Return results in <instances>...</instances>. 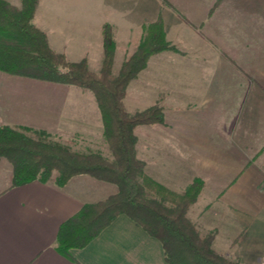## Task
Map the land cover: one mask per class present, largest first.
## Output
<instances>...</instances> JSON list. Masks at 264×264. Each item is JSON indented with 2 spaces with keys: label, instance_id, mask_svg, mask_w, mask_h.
<instances>
[{
  "label": "crops",
  "instance_id": "obj_1",
  "mask_svg": "<svg viewBox=\"0 0 264 264\" xmlns=\"http://www.w3.org/2000/svg\"><path fill=\"white\" fill-rule=\"evenodd\" d=\"M159 17L169 39L182 43L187 55L167 60L162 75L151 68L149 77L160 79L175 97V110L189 111L191 104L192 112L209 111L218 117L216 128L224 123L232 129L228 140L215 136L216 145L226 146L224 156L216 151L212 157L199 154L203 139L197 126L183 129L182 142L196 146L186 158L183 153L182 159L189 160L187 171L175 168L174 161L168 164V185L183 191L201 177L213 196L229 188V202L244 203L251 212L247 222L253 223L255 200L264 203L259 190L264 183V0H39L34 23L47 33L56 52L73 62L86 58L89 67L99 71L106 22L115 27L118 39L123 32L129 42ZM57 84L62 83L0 70V127L24 126L62 137H89L100 131L94 103L72 98L71 93L81 92L79 87ZM177 137L168 142H177ZM239 143L246 144L244 154ZM13 172L12 163L1 157L0 264H168L162 242L125 214L86 247L64 255L57 248L61 224L83 205L116 193L117 185L79 174L61 186L55 173L47 181L14 185ZM252 232L247 235L251 240Z\"/></svg>",
  "mask_w": 264,
  "mask_h": 264
},
{
  "label": "trees",
  "instance_id": "obj_2",
  "mask_svg": "<svg viewBox=\"0 0 264 264\" xmlns=\"http://www.w3.org/2000/svg\"><path fill=\"white\" fill-rule=\"evenodd\" d=\"M38 2L22 0L18 9L7 0H0V70L89 88L96 96L104 135L111 142L116 159L109 162L97 153L73 152L30 134L46 136L45 131L24 126L0 127V158L12 163L14 185L35 179L47 181L57 173L56 181L61 186L75 175L89 174L118 187L107 198L83 205L61 224L58 250L70 255L72 249L86 247L119 215L125 214L162 242L168 264H230L213 250L212 237L202 238L187 219L189 206L202 191V179H195L183 194L148 178L144 183L139 181L144 163L135 153V130L140 125L162 123L164 112L158 106H151L131 115L124 97L129 82L147 66L149 58L173 48L166 38L162 18L144 25L139 48L122 64L117 75L112 73L116 52L113 25L106 22L102 29L103 61L100 72L96 73L86 58L73 62L52 49L47 33L34 23ZM261 185L264 189V183ZM146 187L172 195L176 209L145 199Z\"/></svg>",
  "mask_w": 264,
  "mask_h": 264
},
{
  "label": "rangeland",
  "instance_id": "obj_3",
  "mask_svg": "<svg viewBox=\"0 0 264 264\" xmlns=\"http://www.w3.org/2000/svg\"><path fill=\"white\" fill-rule=\"evenodd\" d=\"M21 1L18 0L16 4L10 3L19 9ZM255 4L256 7H260L259 2H255ZM113 30L116 41V52L118 48V54L116 58L115 52V61L112 73L113 75H117L122 64L139 48L143 37L144 26L140 36L136 39H130L129 42L125 39L123 32H121L118 39V32L114 26ZM166 38L171 43L173 48L161 51L149 58L147 66L129 82L126 88L124 103L128 113L131 115L151 106H158L164 112V121L162 123L140 125L135 130V153L137 158L144 163L142 176H139V181L144 183L145 179L148 178L175 193L183 194L188 186L183 191H175L169 187L167 182V173L169 171L168 164H171V162L174 161L175 168L187 171L189 168V160L182 159L183 153H186L184 156L186 158L191 149L196 146L195 144L191 145L186 142L183 143L181 140L182 138H180L182 135L181 131L183 129H190V125L192 127L197 126L199 129V138L203 139V143H200L199 145V154L203 157H212L213 153L217 155L216 151L219 153L221 151L223 152V146H226L224 144L216 145L213 142L215 136H221V138L228 140L232 129L229 125L224 126V123L221 128H216L215 125H218V121H220L218 117L209 111H201L199 113L192 112L194 106L191 104L187 109L189 111L175 110L179 107L178 105H174L171 101L172 97L174 99L175 97L173 95L172 97L168 95L166 88L161 84L162 81H160V79H152L149 77L151 68L153 69V67H157L159 75H162L166 71L164 64L167 60L174 56L181 57L183 55H187V52L183 50L184 47H182V43H179L178 45L173 40L169 39L167 33ZM91 70L94 71L93 68ZM100 70L101 67L99 71L94 72L99 73ZM65 85L72 88H80L82 93H71L72 98L76 97V99H79L78 101L84 103H94L97 115H100V131L95 130L93 135L89 137L80 134L76 137H62L59 135L49 134L46 131V136L33 132L30 134L37 139L40 138L49 143H59L73 152L82 154L97 153L105 160L115 162L116 159L111 148V142L104 135L103 117L95 94L89 88L72 84L62 83L57 84V87H66ZM57 98L62 99L63 97L61 95ZM181 98L182 96H179V99ZM224 115L225 114L222 115L223 121L225 118ZM226 115L229 117L228 114ZM220 132L221 135H218ZM204 134L206 135L204 136ZM176 136H179V138L177 137L178 140L176 139L177 142H168L169 139L174 137L176 138ZM204 139L206 142H204ZM185 140L188 141V138ZM245 146L246 144L244 143L238 144L239 149L243 151L242 154H244L243 149ZM220 154L224 156V152ZM171 158H173V160H171ZM197 178L203 180V188L201 191V193L203 192V195L200 196L201 193L198 195L197 199H199L200 196L199 203H195L197 201L196 199L195 202L189 206L186 213L189 223L195 227L202 238L212 237L213 250L217 254L222 255L230 264H263L264 203H261L258 199L255 200L257 202L254 203L253 208L254 222H247L249 218H247L246 215L250 217V210L245 208L244 203H240L241 205H239V203H235V201H232V203L229 202V188H227L226 191L219 193L218 196H213L214 193L212 191H206L204 189L205 180L201 177ZM261 186L262 185H259V190L264 192V189H261ZM167 195L168 194L166 193H159L156 189H151V187H146L144 198L151 201H157L167 209L175 210L176 206L172 201L174 197L170 194L168 196ZM220 219H222V221H219ZM252 231H254L255 234V238L253 240H251V237L247 236L248 232L253 233ZM258 235L262 236L258 239L259 243L257 242ZM246 236L247 239L245 238ZM251 244H253V247ZM249 247H252L251 249H253V252H250L248 255H245V253L241 254V251L243 250L244 252L251 251Z\"/></svg>",
  "mask_w": 264,
  "mask_h": 264
}]
</instances>
